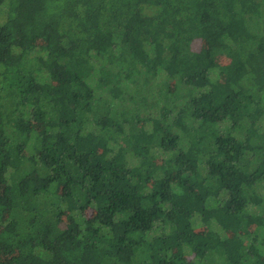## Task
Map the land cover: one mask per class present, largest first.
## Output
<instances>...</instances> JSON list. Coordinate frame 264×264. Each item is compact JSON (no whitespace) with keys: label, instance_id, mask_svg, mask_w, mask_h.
Wrapping results in <instances>:
<instances>
[{"label":"trees","instance_id":"trees-1","mask_svg":"<svg viewBox=\"0 0 264 264\" xmlns=\"http://www.w3.org/2000/svg\"><path fill=\"white\" fill-rule=\"evenodd\" d=\"M0 264H264V0H0Z\"/></svg>","mask_w":264,"mask_h":264}]
</instances>
